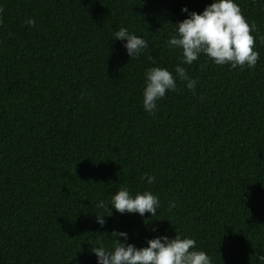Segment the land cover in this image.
<instances>
[{
	"label": "trees",
	"instance_id": "trees-1",
	"mask_svg": "<svg viewBox=\"0 0 264 264\" xmlns=\"http://www.w3.org/2000/svg\"><path fill=\"white\" fill-rule=\"evenodd\" d=\"M235 2L255 25V66L202 54L183 65L195 91L177 81L149 114L145 69L181 62L172 25L182 6L199 13L211 0H0V264H96L91 248L113 230L136 247L178 233L213 264H259L264 0ZM120 27L147 40L138 58L111 38ZM121 187L155 194L157 215L95 206Z\"/></svg>",
	"mask_w": 264,
	"mask_h": 264
},
{
	"label": "clouds",
	"instance_id": "clouds-1",
	"mask_svg": "<svg viewBox=\"0 0 264 264\" xmlns=\"http://www.w3.org/2000/svg\"><path fill=\"white\" fill-rule=\"evenodd\" d=\"M180 10L187 15L172 25L173 33L166 43L169 49L179 50L181 62L174 65L170 72L153 60V66L143 73L142 107L149 114L158 110L157 101L165 97L166 91H177V81H182L188 90L195 91L197 80L189 76L183 65H191L202 54L216 65L232 68H252L259 58L251 34L255 25L248 23L235 0H211L199 13L184 6ZM25 23L31 27L35 21L29 18ZM111 38L121 40L127 56L132 59L138 58L149 47L144 37L124 27L116 30ZM154 180L155 177L148 175L146 182L152 184ZM95 206L106 208L108 215L115 209L121 214L136 213L144 218L147 212L150 219L157 215L160 202L149 190L131 192L127 187H121L111 195L107 204L98 200ZM168 207L171 210L175 203L170 202ZM104 215H96V222L101 227L105 223ZM144 222L147 223V220ZM111 235L114 239L110 245L97 242L91 248L96 264H213L205 251L197 249L194 239L178 233L171 238L166 234L145 238L146 246L141 247L126 242V231L113 230ZM117 236L123 241L116 239ZM256 259L259 264H264V250L257 254Z\"/></svg>",
	"mask_w": 264,
	"mask_h": 264
}]
</instances>
